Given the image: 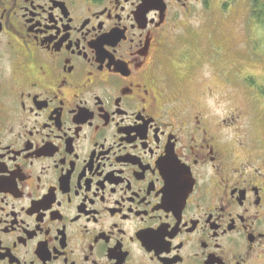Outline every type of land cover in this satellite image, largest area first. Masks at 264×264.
<instances>
[{
	"label": "flooded vegetation",
	"instance_id": "1",
	"mask_svg": "<svg viewBox=\"0 0 264 264\" xmlns=\"http://www.w3.org/2000/svg\"><path fill=\"white\" fill-rule=\"evenodd\" d=\"M201 5L0 0V264H264V76Z\"/></svg>",
	"mask_w": 264,
	"mask_h": 264
},
{
	"label": "rangeland",
	"instance_id": "2",
	"mask_svg": "<svg viewBox=\"0 0 264 264\" xmlns=\"http://www.w3.org/2000/svg\"><path fill=\"white\" fill-rule=\"evenodd\" d=\"M251 12V0H210V7L201 5L192 20V32L196 31L202 37L212 36L214 43L209 55L213 62L224 69L223 78L226 82L246 81V71L255 70L264 76V20L258 21ZM215 68L207 69L213 74ZM213 81L202 79L200 83L213 87L215 111L218 106L229 110L242 106V97L232 99L230 89L224 87V84L218 87L220 82Z\"/></svg>",
	"mask_w": 264,
	"mask_h": 264
},
{
	"label": "trees",
	"instance_id": "3",
	"mask_svg": "<svg viewBox=\"0 0 264 264\" xmlns=\"http://www.w3.org/2000/svg\"><path fill=\"white\" fill-rule=\"evenodd\" d=\"M232 2L233 0H229ZM252 16L258 21L264 20V0H251Z\"/></svg>",
	"mask_w": 264,
	"mask_h": 264
}]
</instances>
